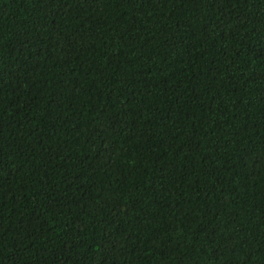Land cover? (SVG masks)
<instances>
[{"label":"trees","instance_id":"1","mask_svg":"<svg viewBox=\"0 0 264 264\" xmlns=\"http://www.w3.org/2000/svg\"><path fill=\"white\" fill-rule=\"evenodd\" d=\"M0 264H264V0H0Z\"/></svg>","mask_w":264,"mask_h":264}]
</instances>
